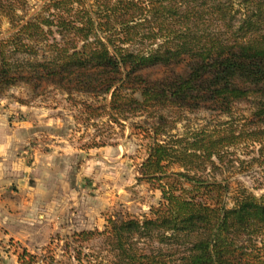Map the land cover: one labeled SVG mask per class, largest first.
<instances>
[{
	"label": "trees",
	"instance_id": "1",
	"mask_svg": "<svg viewBox=\"0 0 264 264\" xmlns=\"http://www.w3.org/2000/svg\"><path fill=\"white\" fill-rule=\"evenodd\" d=\"M23 2L0 0L11 27L0 35V97L52 85L89 96L98 105L84 108L114 122L143 117L132 124L150 139L139 179L161 193L150 215H112L103 231L73 233L69 264H264V194L229 197V183L197 173L236 141L264 151V0H45L20 15ZM242 103L251 110L237 134L168 133L165 111L230 115ZM95 237L105 258L83 251Z\"/></svg>",
	"mask_w": 264,
	"mask_h": 264
},
{
	"label": "rangeland",
	"instance_id": "2",
	"mask_svg": "<svg viewBox=\"0 0 264 264\" xmlns=\"http://www.w3.org/2000/svg\"><path fill=\"white\" fill-rule=\"evenodd\" d=\"M44 1L24 0L17 13L34 12ZM9 30L10 24L0 17V35ZM83 101L98 105L87 95L68 96L52 85L32 91L19 84L0 97V113L20 127L19 156L34 163L29 183L36 189L34 203L13 210L5 206L7 211L0 214V264H45L50 257L69 264L73 259L64 253V244L73 233L103 231L112 215L141 219L159 205L157 184L139 179L150 139L132 124L143 117L114 122L104 111L97 115L84 108ZM250 110L242 103L230 115L207 108L165 111L174 125L168 133L180 139L200 131L237 134ZM258 148L249 138L236 141L219 148L218 156L200 160L197 173L229 183V197L243 188L259 197L264 194V151ZM172 169L184 170L177 165ZM81 245L92 258L106 256L101 237Z\"/></svg>",
	"mask_w": 264,
	"mask_h": 264
},
{
	"label": "crops",
	"instance_id": "3",
	"mask_svg": "<svg viewBox=\"0 0 264 264\" xmlns=\"http://www.w3.org/2000/svg\"><path fill=\"white\" fill-rule=\"evenodd\" d=\"M21 134L18 124L0 113V214L7 211L5 206L13 210L35 202L36 189L29 183L35 176L34 163L19 156Z\"/></svg>",
	"mask_w": 264,
	"mask_h": 264
}]
</instances>
